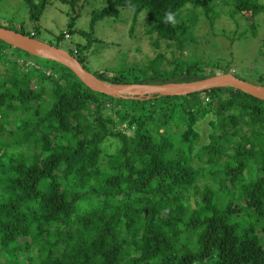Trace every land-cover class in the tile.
Instances as JSON below:
<instances>
[{"label":"trees","instance_id":"trees-1","mask_svg":"<svg viewBox=\"0 0 264 264\" xmlns=\"http://www.w3.org/2000/svg\"><path fill=\"white\" fill-rule=\"evenodd\" d=\"M24 2L33 34L1 26L37 38L47 0ZM224 7L244 18L264 11L256 0H107L78 32L92 38L99 20L125 8L136 22L148 10L146 32L178 55L94 74L113 84L201 80L232 72L185 57L200 17L213 26ZM79 47L71 54L87 69ZM11 48L0 39V264H264V100L229 86L116 98Z\"/></svg>","mask_w":264,"mask_h":264},{"label":"rangeland","instance_id":"rangeland-1","mask_svg":"<svg viewBox=\"0 0 264 264\" xmlns=\"http://www.w3.org/2000/svg\"><path fill=\"white\" fill-rule=\"evenodd\" d=\"M256 1L264 4V0ZM106 2L107 0H78L72 8L69 3L61 0H47L37 24L38 28H35L37 38L59 45L70 53L76 44L79 45L84 64L92 73H98L99 70L103 72L106 68L116 69L125 62L141 63L160 51H166L169 58L172 54L178 55L177 51L172 53L167 49L164 41L160 46H156L154 38L146 32L148 10L139 13L135 22L133 11L121 9L118 17L107 16L99 20L92 38L90 35H81L78 32L80 29L90 31L92 11L101 9ZM230 9V7L222 8L223 12L215 19L213 26L203 16L200 17L193 30L195 42H192L191 47L187 49L185 57L191 54L197 55L208 63L206 71L213 69L211 63H220L231 68V73L239 78L258 85L264 84V11L256 16L244 18L240 15L232 16ZM73 17H75L71 28L73 34L67 37L66 33H69V24ZM132 24L135 25L133 31H130ZM0 25L16 29L24 25L25 29L32 33L34 24L29 20L28 6L24 0H0ZM65 30H67L65 38L58 40L59 35ZM89 39L91 45L87 47ZM14 48L11 49L16 51V55H23L45 67H58L55 65L58 62L49 59L47 62ZM214 72L218 74L219 70L214 68ZM199 130L201 143L208 142L212 130L208 119L201 121ZM114 143L111 140L105 149L114 152L116 149Z\"/></svg>","mask_w":264,"mask_h":264},{"label":"water","instance_id":"water-1","mask_svg":"<svg viewBox=\"0 0 264 264\" xmlns=\"http://www.w3.org/2000/svg\"><path fill=\"white\" fill-rule=\"evenodd\" d=\"M0 39L34 56L58 62L69 68L91 90L116 98L153 95H188L218 87H234L264 100V85L251 83L232 73H220L201 80L164 84H113L88 71L68 50L0 25Z\"/></svg>","mask_w":264,"mask_h":264},{"label":"clouds","instance_id":"clouds-1","mask_svg":"<svg viewBox=\"0 0 264 264\" xmlns=\"http://www.w3.org/2000/svg\"><path fill=\"white\" fill-rule=\"evenodd\" d=\"M167 20H169V21H171V20H172V17H171V15H168V16H167Z\"/></svg>","mask_w":264,"mask_h":264},{"label":"built area","instance_id":"built-area-1","mask_svg":"<svg viewBox=\"0 0 264 264\" xmlns=\"http://www.w3.org/2000/svg\"><path fill=\"white\" fill-rule=\"evenodd\" d=\"M32 34H33V32H32ZM66 36L69 37V34L67 33Z\"/></svg>","mask_w":264,"mask_h":264}]
</instances>
